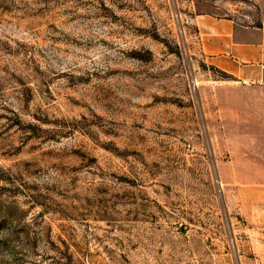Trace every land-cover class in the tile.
<instances>
[{
    "label": "rangeland",
    "instance_id": "1",
    "mask_svg": "<svg viewBox=\"0 0 264 264\" xmlns=\"http://www.w3.org/2000/svg\"><path fill=\"white\" fill-rule=\"evenodd\" d=\"M248 0H0V264H264V91L196 47Z\"/></svg>",
    "mask_w": 264,
    "mask_h": 264
},
{
    "label": "crops",
    "instance_id": "2",
    "mask_svg": "<svg viewBox=\"0 0 264 264\" xmlns=\"http://www.w3.org/2000/svg\"><path fill=\"white\" fill-rule=\"evenodd\" d=\"M241 19L201 14L193 19L204 61L233 83L264 91V0H248Z\"/></svg>",
    "mask_w": 264,
    "mask_h": 264
}]
</instances>
